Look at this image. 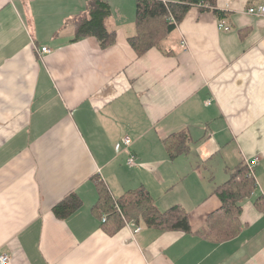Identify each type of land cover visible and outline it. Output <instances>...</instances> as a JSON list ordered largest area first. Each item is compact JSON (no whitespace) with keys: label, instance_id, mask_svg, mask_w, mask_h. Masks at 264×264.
I'll return each mask as SVG.
<instances>
[{"label":"crops","instance_id":"1","mask_svg":"<svg viewBox=\"0 0 264 264\" xmlns=\"http://www.w3.org/2000/svg\"><path fill=\"white\" fill-rule=\"evenodd\" d=\"M88 1L0 0V255L11 264H264V16L248 13L264 0H217L224 19L194 6L165 49L144 55L129 42L136 0H103L115 44L74 42ZM183 132L188 150L171 158L165 143ZM125 137L131 147L117 151ZM257 157L239 235L200 237L222 206L216 187ZM97 180L114 198L144 188L161 211L185 209L192 232L125 220L107 234L93 211ZM74 193L82 208L57 218L54 207Z\"/></svg>","mask_w":264,"mask_h":264},{"label":"trees","instance_id":"2","mask_svg":"<svg viewBox=\"0 0 264 264\" xmlns=\"http://www.w3.org/2000/svg\"><path fill=\"white\" fill-rule=\"evenodd\" d=\"M217 0H136V34L129 42L138 55H144L151 49H165L169 36L184 20L188 11L198 6L202 10H212L220 18L225 13L216 8ZM112 16L110 5L103 0H89L86 13L76 22L74 42L96 38L102 48L116 42V32L107 26ZM190 137L187 133L172 135L166 141L171 158L187 152ZM99 200L93 211L105 221L102 227L109 235L117 234L125 226V220L143 223L148 228L162 231L191 233L189 213L179 207L161 211L150 193L139 188L114 198L104 181L97 180ZM256 181L251 176L248 165H241L233 171L230 179L215 189L221 201V208L209 216L206 227L197 234L205 240L219 244L237 237L242 229L241 203L250 198L256 190ZM83 206L82 199L71 194L54 207L59 219H66Z\"/></svg>","mask_w":264,"mask_h":264},{"label":"built area","instance_id":"3","mask_svg":"<svg viewBox=\"0 0 264 264\" xmlns=\"http://www.w3.org/2000/svg\"><path fill=\"white\" fill-rule=\"evenodd\" d=\"M163 1H166V0H163ZM248 13L251 15L264 16V6L251 7V8H249ZM219 27H220V29H223L225 31L231 30V28L228 26V24L226 23L225 20L219 21ZM42 53L48 54V53H51V50L47 47H44L42 49ZM131 144H132V140L130 139V137H125V139L122 141V143H120L116 146V149H117V151H120L122 146H124L125 149H128L131 147ZM258 162H259V158L257 157V158L252 159L251 161H249L247 163L250 174L254 178H255V167L257 166ZM129 163H130V165H134L136 163L135 156L130 157ZM103 221H105V219ZM141 229L142 228L139 226L136 228V231H140ZM0 264H11V258L9 257V255L1 254L0 255Z\"/></svg>","mask_w":264,"mask_h":264}]
</instances>
